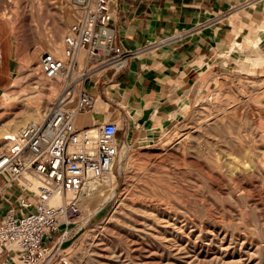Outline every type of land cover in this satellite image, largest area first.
I'll use <instances>...</instances> for the list:
<instances>
[{
    "label": "rangeland",
    "instance_id": "374dc122",
    "mask_svg": "<svg viewBox=\"0 0 264 264\" xmlns=\"http://www.w3.org/2000/svg\"><path fill=\"white\" fill-rule=\"evenodd\" d=\"M249 12L185 112L155 140L125 145L122 176H108L103 193L85 203L55 264H264V1ZM81 15L72 0H0V145L34 121V110L64 97L67 80L48 79L41 67L32 74L30 57L42 45L39 61L51 53L62 27L56 57L65 59L64 38ZM79 93L76 86L73 101ZM231 131L262 151V164L249 150L245 167L227 157ZM28 179L38 186L30 176L20 184Z\"/></svg>",
    "mask_w": 264,
    "mask_h": 264
},
{
    "label": "built area",
    "instance_id": "2783aa9c",
    "mask_svg": "<svg viewBox=\"0 0 264 264\" xmlns=\"http://www.w3.org/2000/svg\"><path fill=\"white\" fill-rule=\"evenodd\" d=\"M72 2L82 15L64 38L66 58L45 53L40 60L46 78L67 80L64 97L53 104L43 121L29 122L20 131L5 135L0 145V177L7 188L18 186L22 193L15 208L0 221V264H55L62 255L66 228L79 223L85 203L102 192L110 174L116 179L122 176L125 144L118 139V124L77 127L78 116L95 104V98L84 90V79L98 68L120 71L141 52L195 31L126 50L114 42L111 0ZM82 51L88 63L81 71ZM76 86H80V93L73 101ZM27 176L38 180L36 191L20 184Z\"/></svg>",
    "mask_w": 264,
    "mask_h": 264
},
{
    "label": "crops",
    "instance_id": "0c3cea01",
    "mask_svg": "<svg viewBox=\"0 0 264 264\" xmlns=\"http://www.w3.org/2000/svg\"><path fill=\"white\" fill-rule=\"evenodd\" d=\"M263 1L111 0L114 42L126 50L195 31L141 52L120 71L95 69L83 82L95 104L78 116L77 127L116 122L118 139L125 145L155 140L170 126L173 115L185 112L189 97L219 67L221 51L232 46L235 36L248 26L247 11L254 12ZM25 186L36 191L31 179ZM20 194V187L9 189L0 177V221L15 208Z\"/></svg>",
    "mask_w": 264,
    "mask_h": 264
},
{
    "label": "bare ground",
    "instance_id": "6f19581e",
    "mask_svg": "<svg viewBox=\"0 0 264 264\" xmlns=\"http://www.w3.org/2000/svg\"><path fill=\"white\" fill-rule=\"evenodd\" d=\"M62 29H63L62 27H58V32L56 33V37L60 36V34L62 32ZM56 37H55V39L50 40L51 42L48 41L49 42L48 44H49L50 52L53 53L55 56H59L60 55V47L57 45L58 40L56 39ZM255 44L257 46V43H255ZM42 47H43V45L40 48H39V46L36 47L34 49L33 53L31 54V57H30V68H31V71L30 72H32V74H34V75L40 74V73H38L39 70H40V61H39V58H40V55L43 53V50L41 49ZM79 59L80 60L83 59L81 53L79 55ZM37 77H38V80H39V76H37ZM10 97H11V95H8V94H5V93L3 95V99H7V98H10ZM49 110H50V107L49 106H47L45 109L38 108V109L34 110V114L29 115V117H31V120H34L35 122L36 121H43L46 118ZM226 119H227V117L225 115H223L220 119H218V117H211L208 121L209 122L212 121V124H217L219 122V120L221 122V120L225 121ZM22 122H19L18 125H20V123H22ZM262 122H263V120H262ZM232 129H234V128H232ZM231 135H233L231 137V140L234 142V143H232V147H233L232 148L233 149L232 151L233 152L231 153L232 156H227V157H229V158L232 157L234 159V161L238 160V161L244 163V167H245L246 165H245V161L244 160L247 158V155L249 154L247 151L249 150L250 151V154H252V156H254L255 159H259V160H257V163H260V164L263 163V160L260 157L262 151L261 152L260 151L258 152L255 149L249 148V147H247L248 149H246V147H245L246 145H245V142H244V140H245L244 137L245 136L241 135L239 131H231ZM228 153L229 152H227V154ZM229 155H230V153H229ZM222 161H223V159H222ZM231 161H233V160H231ZM224 163L226 164V162H224ZM220 166H223V164L219 163V167ZM227 169H229V167ZM245 172H246V170L244 169V170H240L239 173H245ZM114 176H115V174L112 173V174L109 175V178L114 177ZM35 187H36V185H35ZM57 201L59 202V200H57ZM65 264H68V262L65 263Z\"/></svg>",
    "mask_w": 264,
    "mask_h": 264
}]
</instances>
